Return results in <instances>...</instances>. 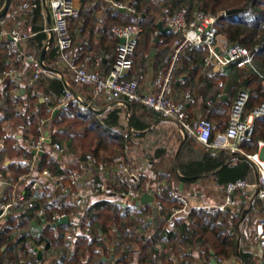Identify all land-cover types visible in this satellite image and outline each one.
I'll list each match as a JSON object with an SVG mask.
<instances>
[{"label":"trees","instance_id":"1","mask_svg":"<svg viewBox=\"0 0 264 264\" xmlns=\"http://www.w3.org/2000/svg\"><path fill=\"white\" fill-rule=\"evenodd\" d=\"M4 1L0 0V9ZM116 1L124 3L128 0ZM80 2L81 10L70 18L69 30L74 48L81 58L94 60L108 56L111 68L119 44L111 28L138 24L142 26L143 33L138 41L131 75L144 77L148 68H156L157 56L167 59L176 38L171 31L160 33V21L165 23L168 17L179 13L188 18L196 12L219 17V35L230 44L242 45L256 53L253 67L240 69L233 64L225 72L212 74L205 66L206 50L191 47L175 67L168 96L177 102L190 92L194 98L191 105L194 106L208 100L210 105L192 118L210 121L214 135L227 130L232 106L241 92L250 95L245 116L264 103V0H132L130 6L136 8V14L108 8L101 19L98 13L105 3L100 0ZM14 7L13 3L9 13L0 21V32L10 30L16 20L22 18L37 32L36 36L22 44L24 57L41 58L47 40L42 8L16 17L13 15ZM232 10H240V13L231 17L225 15ZM156 38H160L157 44ZM8 43L7 38L0 40V77L11 69H16L20 76L9 79L0 88V143L3 145L0 183L7 185L1 203H9L12 185L19 184V177L29 175L33 165L38 170L49 171L55 178L83 171L93 172L100 178L103 172L99 167L113 166L117 158L128 154L129 146H142L141 141L149 137L152 124H155L154 134L160 135L162 129L166 132L162 141L155 145L154 152L147 151L133 161L130 158L127 160L129 166L140 172L142 183L154 184L162 180L169 189L183 184L189 191L202 182V186L210 182L224 186L238 179L256 177V168L246 156L208 149L190 136L183 138L178 128L165 127L152 110L139 102L130 103V111L125 107H114L101 115L72 104L59 110L51 121L68 85L61 77L47 72L33 86L23 87L19 77H31L33 68L26 59L17 60L14 55H9ZM78 43L85 45L84 48ZM156 49L157 54L153 56L152 51ZM58 55L54 47L47 51L44 55L46 66L57 70ZM151 61L155 63L151 64ZM165 63L164 69H167L168 63ZM62 73L69 77L68 72ZM180 79L184 83L180 84ZM69 81L72 88L81 93L84 103L96 109L106 108V104L94 98L88 86ZM14 89L19 92L13 93ZM23 89L25 94H22ZM224 95L228 96L227 100H224ZM41 98L49 101L42 103ZM43 122L46 124L45 131L52 135V144H60L65 160L70 159V167L63 166L50 153L52 144L46 145L45 154L33 164L32 150L25 141L39 140V128ZM19 134L21 139L17 138ZM260 142H264V117L255 120L254 134L242 148L247 154H255L259 151ZM235 160L240 162L236 164ZM143 161L147 171L138 167ZM31 187L32 182L19 188L18 197L24 192L26 201L11 206L12 215L5 218V225L0 230V252L14 241V245L2 255L0 264H39L36 254L39 249L43 251V261L53 259L52 264H107L103 260V257H109L106 243L116 245L117 264H198V260L199 264H207L214 258L230 261L234 257H239L243 264H264V255L258 256L250 244L255 229L252 235L242 229L240 231L238 227L245 216L247 219L248 214L256 210L254 205L246 210V202H240L226 213L193 210L189 215L173 216L181 203L164 194L158 197L163 211L159 218L160 227L154 230L149 222L150 210L143 211L133 206L123 208L111 199H102L74 212L75 206L68 195L55 198L54 190L49 187L42 194L33 195ZM111 187L114 192L105 193L108 198L113 194L118 197L127 190V186L119 182ZM137 191H144L143 184ZM198 195L203 196L202 193ZM57 214H75L70 218L78 221V233H73V222L56 228L48 227V224L56 223L54 217ZM197 251L198 260L195 258Z\"/></svg>","mask_w":264,"mask_h":264},{"label":"built area","instance_id":"2","mask_svg":"<svg viewBox=\"0 0 264 264\" xmlns=\"http://www.w3.org/2000/svg\"><path fill=\"white\" fill-rule=\"evenodd\" d=\"M100 1L105 3L107 9L124 10L130 14H136L135 9L122 2L116 0ZM13 3L15 4L13 15L16 17L29 11L43 9L45 5L48 6L52 24L44 30L49 37L44 45V50L47 52L53 47L56 48L59 54L56 69L68 71L75 83L88 86L92 90L95 99L103 98L107 100L110 108L123 107L136 102L142 103L153 112L159 113L162 118L168 119L175 124L183 136L195 138L204 147L225 151L230 155L241 154L246 156L254 164L257 172V179L254 183L247 179H238L226 184L221 204L215 206L192 205L187 197L179 193L178 190L169 189L165 183H142L141 174L127 164L126 156H121L115 160L113 166L106 168L101 165L99 167V170L106 172V174L115 170V168L120 170L117 175V181L121 185L127 186V190L118 195L119 199L128 202H138L146 193L152 194L155 200L167 194L172 198L178 199L181 203V207L175 210L173 216L180 214L189 215L193 210L222 211L226 213L228 210L236 208L240 202L252 203L257 199L262 204L263 217L256 224L254 240L258 247L264 249V142L259 143L261 153L246 154L242 148L243 144L250 141L254 134L255 120L264 117V103L252 114L245 116V108L250 95L248 92H241L232 107L227 130L214 135V127L210 121L206 119L193 120L188 109V106L194 103V98L190 92H186L182 100L177 102H174L168 96L175 67L189 48L200 47L205 49L207 53L205 66L216 72L233 64L240 69L253 67L256 60L255 52L242 45L230 44L224 37L219 35L217 28L219 17L204 12H196L191 18H188L184 13L170 16L167 18L165 26L170 28L176 38L173 42L172 51L166 59L168 68L164 75L165 83L164 85H159V82L154 81L157 89L148 95H143L141 83L145 80V77L142 75H131L138 41L143 33L142 26L130 24L111 28V32L119 39V44L116 48V59L110 68L109 74L103 75L99 70L90 68V65L100 67L102 64L101 57L94 60L92 58L83 60L74 48V39L69 30V20L78 15L81 10L77 0H13ZM36 35L37 32L34 27L26 24L22 18H18L10 30L0 32V40L4 38L9 40L7 45L9 55H14L17 60L26 59L32 66L33 75L28 79V86H33L48 72L44 68L45 62L35 56H27L25 58L21 49L25 41ZM51 36L54 38L52 44L49 43ZM122 39L125 40L124 43L121 42ZM219 50L221 53H219ZM16 76H18L16 69L4 72L0 77V88L9 79ZM179 83H184V81L180 79ZM15 92L19 91L14 89L13 93ZM43 100L46 103L49 101L47 98H43ZM72 104L84 110H89L85 106L82 97L68 88L57 110L66 109ZM45 125V122H43L39 128L41 136L37 142L26 141L29 148L36 152L32 159L34 164L39 160V153L46 151V145L52 144V135L50 132L45 131ZM51 150L57 156H63L64 150L60 144H52ZM236 161L240 162V160ZM43 175L55 181L56 189H60L62 195H68L77 210L84 208L87 203L86 196L77 191L82 184L86 185L90 192L95 194L110 193L112 188L109 175L107 178H99L96 174H89L83 171L72 172L66 177L55 178L47 170L43 171ZM141 184H143V192L137 191ZM33 186L37 187L38 182H34ZM20 201H24V198H20ZM12 205V203H1L0 217L5 216ZM154 205L158 212L161 213L163 211V206L160 202L156 201ZM73 216L75 214H71V216L57 214L54 220L57 222L64 217H68L71 220L70 217ZM74 224L73 233H78V221H74ZM110 264H117V262L114 259ZM207 264H225V261L221 258H214ZM230 264L240 263L233 261Z\"/></svg>","mask_w":264,"mask_h":264},{"label":"crops","instance_id":"3","mask_svg":"<svg viewBox=\"0 0 264 264\" xmlns=\"http://www.w3.org/2000/svg\"><path fill=\"white\" fill-rule=\"evenodd\" d=\"M77 3L79 4V6H80V8H81V2H80V0H77ZM123 12H125V11H123ZM42 13H43V16H44V29H46L47 27H49V25H48V22H47V17H48V15H47V12H46V10H45V8H43L42 9ZM126 13H128V12H126ZM47 35V34H46ZM49 39V37H48V35H47V40ZM46 40V41H47ZM78 45H81L80 43H78ZM83 48H84V46L85 45H81ZM83 48H79V49H83ZM46 53V52H45ZM81 56V55H80ZM42 58V57H41ZM40 58V59H41ZM102 58V64L100 65V67H96L95 65H90V68L91 69H97V70H99L103 75H108L109 74V72H110V68H109V66H108V62H109V57L108 56H102L101 57ZM155 63V62H154ZM154 63H152V61H151V64H154ZM229 67V66H228ZM228 67H226V68H224L223 70H221V71H218V72H216V71H213L211 68H209L210 69V72L212 73V74H219L220 72H225L226 70H228ZM248 69V68H247ZM30 70V69H29ZM155 68L153 67V66H151L150 68H148V72H149V75H148V77L145 79L146 81L145 82H142L141 83V92H142V94L143 95H148V94H150V93H152V92H154L157 88L155 87V85H154V73H155ZM58 71H60L61 73L62 72H65V70H58ZM66 72H68V71H66ZM69 73V72H68ZM53 75H55V76H58L57 74H53ZM62 75H63V77H64V79H65V81H66V83L68 84V86L70 87L71 85H70V81H69V79H71V80H73V77H72V75L69 73V77H66L63 73H62ZM18 76H20V75H18ZM58 77H60V76H58ZM20 79H19V81L22 83V86L23 87H25L26 85H28V79L30 78V77H28L27 75H25L24 77H19ZM69 78V79H68ZM24 79V81H22ZM74 81V80H73ZM177 85H179V83L177 84ZM75 93H77L78 95H80V96H82L81 95V93L80 92H78V91H76V90H74L73 88H72V86L70 87ZM83 91H85V89H82ZM22 91H24V93H22V94H25V92H26V90L25 89H23ZM174 93H175V91H174ZM224 100H227V98H228V96L227 95H224ZM43 100V98H41V102L42 103H46V102H44V101H42ZM98 100V102L99 103H102V104H106V108H104V109H110V107H109V104H108V102H107V100H105V99H103V98H100V99H97ZM235 101H236V99H235ZM234 101V102H235ZM3 102V101H2ZM210 105V102L207 100V102H204V104L202 103V102H200L197 106H194V105H189L188 106V109H189V111H190V113H191V116L192 115H199L201 112H203L208 106ZM123 107H125L127 110H128V107L127 106H123ZM93 108V107H92ZM112 108H114V107H112ZM116 108V107H115ZM119 108V107H118ZM95 110H101V109H96V108H94ZM90 110V109H89ZM55 111V110H54ZM128 111H130V110H128ZM156 115V114H155ZM157 116V115H156ZM157 117H159L160 118V116H157ZM161 119V118H160ZM53 120V116H52V119H51V121ZM161 121V120H160ZM179 131V130H178ZM11 134H12V132H11ZM179 134H181V132L179 131ZM181 136H182V134H181ZM183 137V136H182ZM17 138L18 139H21L22 138V135L21 134H19L18 136H17ZM184 138V137H183ZM25 144H26V141H25ZM2 146V147H1ZM0 154H1V151H2V148H3V145H2V143H0ZM50 153L51 154H53L55 157H56V159L63 165V166H66L67 168L68 167H70V164H71V162H70V159L69 160H65V157L64 156H57V154L53 151V150H51L50 151ZM258 153V152H257ZM33 154V153H32ZM34 155V154H33ZM127 157V156H126ZM1 158V157H0ZM33 161V160H32ZM235 162H236V164L237 163H239V162H237L236 160H235ZM70 163V164H69ZM7 164H9V162H7ZM33 164H34V162H33ZM138 167H143V169H145V171H147V167H146V164H145V162L143 161L141 164H140V166H138ZM35 166L33 165V168H32V172L29 174V175H24V176H21V177H19V179H18V181H19V184H20V186H19V184L18 185H12V188H11V193H10V197H11V200L9 201L10 203H12L13 205H15V204H17L18 202H25L26 201V199H25V193L24 192H22V194L18 197V194H19V188L22 186L23 188H24V186L26 185H30V183L32 182V187H31V192L33 193V195H40V194H42L43 192H44V190L46 189V187H49V188H51L52 190H54V197L55 198H58V197H60V196H63L62 194L61 195H59V196H56L55 195V192H56V185H55V181L53 180V179H51V178H48V177H46V176H44L43 175V171H45V170H38L37 168H35ZM34 169V170H33ZM85 172H87V173H89V174H95V173H93V172H89V171H85ZM101 172H103V176H100V178H107L108 177V175H109V178H111V186L113 185V184H116L118 181H117V179H118V177H117V175L119 174V172H120V170L118 169H116L115 168V170H113V171H110L108 174H106V172H104V171H101ZM178 172V171H177ZM145 173V172H144ZM178 174H180L179 172H178ZM256 179V178H255ZM34 182H38V186L37 187H35V186H33V183ZM158 182H162V183H165L164 181H162V180H158V181H156V182H154V184H156V183H158ZM153 184V183H152ZM6 185V184H5ZM5 185H3L2 183H0V201H1V197L3 198V194L7 191V185L5 186ZM207 185V184H206ZM205 185V186H206ZM10 186V185H9ZM11 187V186H10ZM84 187H87L86 185H81L78 189H77V191L80 193V194H82V195H84V196H86V200H87V203H86V205L89 203V204H93V203H95V202H97V201H99V200H102V199H108V200H110L111 199V201H113V203L114 204H116V205H118V206H120V207H123V208H125V207H128V206H133V207H136L137 209H139V210H143V211H145V210H150V211H152V213H151V215H150V218H149V222H150V224H151V226L154 228V230H157V229H159V227H160V225H159V218H160V216L162 215V212L160 213V212H158V210L155 208V205L153 206V205H151V204H146V205H140V206H138L137 205V201H133V202H128V201H126V200H123V199H119L118 197H116V196H114V194L111 196V198H108V194H104V193H99V194H95V193H92V192H90V190L88 189V188H84ZM208 187V185L206 186V188ZM112 188H111V192H112ZM175 190H178V192L179 193H181L182 195H184L185 197H187L188 198V200L190 201V203L192 204V205H197L198 203H205L204 201H203V199H202V197L203 196H201L200 197V199L199 200H195L193 197H188V195H187V190L184 188V185L183 184H181L180 186H179V188H176ZM210 190H213V191H217L218 192V194H215V196L214 195H212L211 197H208L207 199H205L206 201H207V204H204V206H215V205H219V204H221L222 202H223V198H224V194H225V185L224 186H219V185H217V184H214V183H211L210 182V186H209V188L207 189V191L210 193ZM18 192V193H17ZM113 192H114V190H113ZM208 193V195L210 196V194ZM24 198V201H20V198ZM156 201H158V202H160V200L159 199H157V200H155V202ZM197 201V202H196ZM161 203V202H160ZM253 203V202H252ZM259 203H261V202H259ZM0 204H1V202H0ZM85 205V206H86ZM254 205V204H253ZM253 205H251V206H253ZM84 206V207H85ZM254 207V206H253ZM252 208V207H251ZM250 208V209H251ZM83 209V208H82ZM82 209H78L79 211L80 210H82ZM77 209H76V207L74 208V212H76V211H78ZM204 211V210H203ZM255 212H257L256 210H255ZM0 215H1V211H0ZM10 215H12V212L10 211V209L8 210V212H7V214L5 215V216H3V217H0V230L3 228V226L5 225V218L6 217H8V216H10ZM184 214H180V215H176V216H183ZM74 221H75V219H71L70 220V222H73L74 223ZM53 224H48L47 226L48 227H53L52 226ZM65 225H67V224H65ZM240 225L241 224H239L238 225V227L240 228V231H241V227H240ZM62 226V225H61ZM57 227H59V226H57ZM53 228H56V227H53ZM148 229H150V227H148ZM139 235H141V232H139ZM14 245V241H11L7 246H5L6 248H8V247H11V246H13ZM106 247L108 248V251H109V257H103V260L107 263V264H110L111 263V261H109L110 259H111V257H115V260H117V253H116V245L115 244H110V243H106ZM258 247V246H257ZM256 247V249H255V247H253L252 249L256 252V254L258 255V256H260V257H262L263 255H264V249H261L260 247H258L257 248ZM40 250V249H39ZM2 252V251H1ZM190 253L192 252L191 250L189 251ZM4 253H2V255H3ZM36 254H37V258H38V250L36 251ZM44 258H45V256H44ZM195 258H196V260H198V251L197 252H195ZM1 260H2V256H1V259H0V262H1ZM52 260L53 259H50V260H48V259H44V261H43V263L42 264H52ZM38 261V263L39 264H41V262L39 261V260H37ZM233 261H237V262H239L240 264H243V262H242V260L239 258V257H234V258H232L230 261H225V264H230L231 262H233ZM24 262V261H23ZM200 262H199V260H198V264H199Z\"/></svg>","mask_w":264,"mask_h":264},{"label":"rangeland","instance_id":"4","mask_svg":"<svg viewBox=\"0 0 264 264\" xmlns=\"http://www.w3.org/2000/svg\"><path fill=\"white\" fill-rule=\"evenodd\" d=\"M131 1L132 0H128V1H126V2H124L123 4H125V5H128V6H130V4H131ZM4 3H5V1H4ZM104 3V2H103ZM4 5V4H3ZM3 7V6H2ZM1 7V8H2ZM132 7V6H131ZM133 9H135L136 10V8L135 7H132ZM102 11L101 12H99L98 13V17H99V19H101V18H103V16H104V12H106V10H107V7H106V5L105 4H103V8L101 9ZM130 14V13H129ZM175 40V39H174ZM157 49L156 50H153L152 51V53H154L155 55L157 54ZM154 55V56H155ZM159 55V54H158ZM158 58H157V61H156V65L157 66H159L158 68H157V66H156V70H155V73H154V81L156 82H159V85H164V83H165V78H164V75H165V72H166V68L164 69V66H165V58L166 57H163V56H157ZM154 58V57H153ZM138 62H139V60H138ZM147 72V71H146ZM136 74V73H135ZM148 75H149V72H147L146 73V77H145V79L148 77ZM146 81V80H145ZM170 86H171V84H170ZM234 105V104H233ZM233 107V106H232ZM231 111H232V109H231ZM231 114V113H230ZM160 120H161V124L162 125H165V127H168V125L169 126H171L173 129L174 128H178L175 124H173L170 120H168V119H165V118H162L161 116H160ZM155 124H152L151 125V127H150V134H148L149 135V137H145L144 139L145 140H143V141H141V144H142V146H139L138 148L136 147V148H134V147H130L129 146V150L130 151H128V154L126 155L127 156V160H128V158H130V160H135L136 159V157H140V156H142L143 155V153L145 154L147 151H149V153H151V152H154L155 151V148H156V146L155 145H158L159 144V142L160 141H162L161 139H163V135H166V132L165 131H163L164 129H162L161 130V132H160V135H158V134H154L155 133ZM165 129H167V128H165ZM172 129V130H173ZM152 130H154V131H152ZM178 130L180 131V129L178 128ZM183 136V135H182ZM184 138H185V136H183ZM141 139V138H140ZM146 150V151H145ZM246 153V152H245ZM258 153H261V149H260V147H259V151H258ZM247 154V153H246ZM121 157V156H120ZM139 160V159H138ZM138 165H139V163H138ZM136 171H137V173H140L139 171H138V169L136 168L135 169ZM257 173V172H256ZM256 179H257V174H256V177H255ZM254 177H251V178H247L250 182H252V183H254L255 181H256V179H255ZM203 183V182H202ZM202 183H199V185L200 186H197V185H194V186H192L190 189H189V191H187V195L188 196H190V197H193L195 200H199L200 199V196L198 195V193H202L203 194V197H202V199H203V201L205 202V203H198V204H201V205H203L204 206V204H207V201L205 200V199H207L208 197H211L212 195H214L215 196V194H218V192L217 191H213V190H210V193L207 191V189L209 188V186H210V183L209 184H207L208 185V187L206 188V186L204 185V186H202L201 184ZM85 189L87 188V187H84ZM18 193V192H17ZM195 193L197 194V195H195ZM208 193L210 194V196L208 195ZM197 202V201H196ZM10 203V202H9ZM254 204V209H256V211L257 212H251V213H249L248 214V217H247V219H246V216L241 220V222L239 223V224H241L240 225V227H241V229H242V231H244V232H246V233H248V234H251L252 233V235H253V230L255 229V227H256V224H257V222L260 220V218H262L263 217V213H262V204L261 203H259V201L257 200V199H255L254 201H253V203H245L244 205H245V207H246V210H250V208L252 207L251 205H253ZM236 210V209H235ZM246 219V220H245ZM245 220V221H244ZM244 221V222H243ZM250 244H251V246L252 247H255V249H256V247L258 246L257 244H256V242H255V240H254V236H252V238H251V240H250ZM258 248V247H257ZM0 256H2V252H0ZM1 259V258H0Z\"/></svg>","mask_w":264,"mask_h":264},{"label":"water","instance_id":"5","mask_svg":"<svg viewBox=\"0 0 264 264\" xmlns=\"http://www.w3.org/2000/svg\"><path fill=\"white\" fill-rule=\"evenodd\" d=\"M12 1H13V0H5V3H4V5H3V7L0 9V21H1V20H2L7 14H8V12H9V10H10V8H11V5H12ZM44 8H45V10H46V12H47V15H48V17H47L48 25L51 26V24H52V18H51V14H50L49 8H48L47 5H45ZM123 11H124V10H123ZM239 13H240V10H232V11L227 12V13H226V16L231 17V16L238 15ZM158 28H159L160 33L170 32V28L167 27V26H165L164 21H160V22L158 23ZM10 39H11V38H10ZM53 39H54L53 36H51V38H50V40H49V43H50V44L53 43ZM159 41H160V38H156V39H155V43H156V44L159 43ZM121 42L124 43L125 40L122 39ZM45 52H46V50H44V53H43V55H42V58H41L42 62H44V55H45ZM219 53H221L220 50H219ZM152 55L154 56L155 54L152 53ZM44 68H45L48 72L58 74V75L64 80V82L66 83V81H65V79H64V77H63V75H62V73H61L60 71L55 70V69H52V68H50V67H48V66H46V65L44 66ZM247 83H248V81L245 82V84H247ZM66 84H67V83H66ZM67 85H68V84H67ZM68 87H69V86H68ZM69 89H71V88L69 87ZM22 93H24V91H22ZM42 101H44V100H42ZM85 106H87L88 109L94 111L95 113H97V114H99V115L105 113V111H106V109L95 110L94 108H92L91 106H89V105L86 104V103H85ZM127 107H128V110H130V104H127ZM58 112H59V110H55V111H54V113H53V119L56 117V115L58 114ZM154 114H156L157 116H160V114L157 113V112H154ZM32 153H33V154H36L35 151H32ZM39 154H40V155H43V154H45V152H40ZM55 195H56V196L61 195V191H60V189H58V188L56 189ZM154 203H155V198H154V196H153L152 194L146 193V194H144V195L141 197L140 201L137 202V205L140 206V205L151 204V205L154 206ZM69 223H70V219H69L68 217H64V218H62L61 220H59V221H57L56 223H54L52 226H53V227H57V226H61V225L69 224ZM33 247H34V246H33ZM6 249H7V248L4 247V248L2 249V253H4V252L6 251ZM114 259H115V257L113 256V257H111V259H110L109 261H113ZM38 260H39L40 262L43 261V251H42V250H38ZM41 264H42V263H41Z\"/></svg>","mask_w":264,"mask_h":264}]
</instances>
